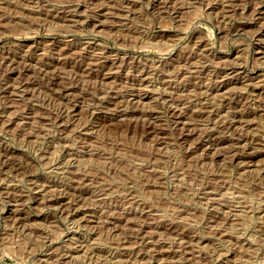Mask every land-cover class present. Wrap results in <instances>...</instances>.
<instances>
[{"label": "rangeland", "instance_id": "rangeland-1", "mask_svg": "<svg viewBox=\"0 0 264 264\" xmlns=\"http://www.w3.org/2000/svg\"><path fill=\"white\" fill-rule=\"evenodd\" d=\"M0 264H264V0H0Z\"/></svg>", "mask_w": 264, "mask_h": 264}, {"label": "bare ground", "instance_id": "bare-ground-1", "mask_svg": "<svg viewBox=\"0 0 264 264\" xmlns=\"http://www.w3.org/2000/svg\"><path fill=\"white\" fill-rule=\"evenodd\" d=\"M260 41V40H259ZM55 87V86H54ZM54 89V88H53ZM150 107V106H149ZM218 142H220V141H218ZM230 143V142H229ZM210 144V143H209ZM230 145V144H229ZM262 167V166H261Z\"/></svg>", "mask_w": 264, "mask_h": 264}]
</instances>
